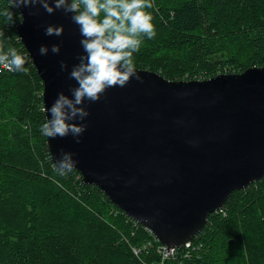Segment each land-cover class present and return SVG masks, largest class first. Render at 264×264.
Wrapping results in <instances>:
<instances>
[{
  "label": "trees",
  "instance_id": "1",
  "mask_svg": "<svg viewBox=\"0 0 264 264\" xmlns=\"http://www.w3.org/2000/svg\"><path fill=\"white\" fill-rule=\"evenodd\" d=\"M13 11L14 25L0 16V42L26 51ZM148 11L157 35L135 54L137 68L201 80L264 66V0H154ZM28 67L0 74V264H159L150 230L78 170L53 171L38 132L43 81ZM190 242L189 255L182 245L162 263L264 264V176L233 190Z\"/></svg>",
  "mask_w": 264,
  "mask_h": 264
},
{
  "label": "water",
  "instance_id": "2",
  "mask_svg": "<svg viewBox=\"0 0 264 264\" xmlns=\"http://www.w3.org/2000/svg\"><path fill=\"white\" fill-rule=\"evenodd\" d=\"M20 12L16 32L43 81L47 108L75 84L68 72L82 51L78 28L62 10L48 14L37 4ZM48 24H62L63 34L46 36ZM41 44L49 46L47 55L39 54ZM137 71L141 80L85 103L79 143L57 136L47 146L54 161L61 149L73 153L84 183L99 187L161 243L180 247L233 190L264 176V66L201 80Z\"/></svg>",
  "mask_w": 264,
  "mask_h": 264
},
{
  "label": "clouds",
  "instance_id": "3",
  "mask_svg": "<svg viewBox=\"0 0 264 264\" xmlns=\"http://www.w3.org/2000/svg\"><path fill=\"white\" fill-rule=\"evenodd\" d=\"M8 4L9 8L0 9V16L13 25L16 23L13 10L39 4L48 14L62 10L77 26L82 51L68 72L75 84L69 87L70 95L58 92L50 106L41 108L45 116L38 124V132L48 141L71 135L79 143V137L86 130L83 121L89 115L85 103L99 100L110 87H124L130 78L142 79L135 54L145 40L150 41L157 35L153 13L148 11L154 8V0H8ZM19 19L22 23L21 12ZM63 32L62 24H48L44 28L46 36L58 37ZM38 52L47 55L49 46L41 44ZM51 52L58 54L60 45L52 44ZM30 63L28 52L0 42V74L7 71L27 75ZM67 67L64 61L60 62L62 71ZM76 164L73 153L61 149L52 167L57 175L67 176Z\"/></svg>",
  "mask_w": 264,
  "mask_h": 264
},
{
  "label": "built area",
  "instance_id": "4",
  "mask_svg": "<svg viewBox=\"0 0 264 264\" xmlns=\"http://www.w3.org/2000/svg\"><path fill=\"white\" fill-rule=\"evenodd\" d=\"M190 243H191L190 241H187V242H185L183 244L184 249H186V251H185V254L186 255H189V246H190ZM175 249H176V247H168V246H166L164 244H159L157 246V251H158V253L161 256V261H160L159 264H163L162 262L165 259L172 257L174 255V253H175ZM154 264H157V263H154Z\"/></svg>",
  "mask_w": 264,
  "mask_h": 264
},
{
  "label": "rangeland",
  "instance_id": "5",
  "mask_svg": "<svg viewBox=\"0 0 264 264\" xmlns=\"http://www.w3.org/2000/svg\"><path fill=\"white\" fill-rule=\"evenodd\" d=\"M236 73V72H235ZM153 234V233H152ZM154 235V234H153ZM155 236V235H154ZM156 237V236H155ZM157 239V238H156ZM163 244V243H162ZM165 245V244H164ZM138 250H136V252H137Z\"/></svg>",
  "mask_w": 264,
  "mask_h": 264
},
{
  "label": "bare ground",
  "instance_id": "6",
  "mask_svg": "<svg viewBox=\"0 0 264 264\" xmlns=\"http://www.w3.org/2000/svg\"><path fill=\"white\" fill-rule=\"evenodd\" d=\"M158 240V239H157Z\"/></svg>",
  "mask_w": 264,
  "mask_h": 264
}]
</instances>
